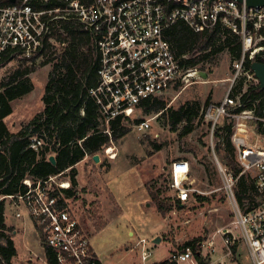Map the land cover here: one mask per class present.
Here are the masks:
<instances>
[{"label": "built area", "instance_id": "1", "mask_svg": "<svg viewBox=\"0 0 264 264\" xmlns=\"http://www.w3.org/2000/svg\"><path fill=\"white\" fill-rule=\"evenodd\" d=\"M63 20L77 21L94 38L100 56V84L91 94L100 105L106 124L118 115L131 117L141 101L158 96L177 83H189L191 78L204 79L198 74L204 69L186 67L172 49L167 31L179 21L196 32L212 31L222 25L240 37L242 54L233 60L227 92L221 101L208 104L204 111L212 135L224 119L232 122L231 140L240 171L234 175L217 155L216 165L223 179L221 188L232 206L233 220L230 226L218 230L227 251L217 255V242L209 238L200 243L198 254L203 264H225L224 257L233 253L232 245L242 242L253 264H264V133L258 126L260 121L264 127V115L255 108H245L246 102L242 99L249 87H260L252 63L264 62V4L248 7L245 0H0V59L9 53L27 59L34 56L44 59L50 46L60 49L65 45L55 39ZM239 85L242 89L235 94ZM134 127L138 132L145 131L149 119ZM43 143V137L31 138L34 149ZM104 151L111 159L117 156L114 142ZM68 172L66 169L36 181L26 177L24 191L1 195L0 200H10L18 219L29 217L58 264H95L97 256L90 233L71 201L81 194L78 191L69 196L66 192L71 188L70 177H63ZM170 173L174 199L185 205L195 192L200 193L193 186L187 159L174 160ZM242 175L254 180L253 201L247 198L241 202L237 197ZM26 229L25 226L27 232ZM138 244L141 259L146 262L152 255L149 241L141 238ZM195 252L191 246L176 249L167 260L176 264L187 260L199 264ZM35 259L40 264H48L45 250L42 255L36 253ZM0 264H13L12 260L5 259L1 247Z\"/></svg>", "mask_w": 264, "mask_h": 264}, {"label": "rangeland", "instance_id": "2", "mask_svg": "<svg viewBox=\"0 0 264 264\" xmlns=\"http://www.w3.org/2000/svg\"><path fill=\"white\" fill-rule=\"evenodd\" d=\"M50 57L27 61L18 55L0 67V86L8 82L15 71L25 72L28 69L33 87L29 93L12 102L13 112L4 119L13 134L45 108L43 98L55 61H50ZM232 63L228 49H224L213 61L203 64L204 70H209L207 79L191 78L189 83H181L178 88L173 87L158 95L174 109L186 102L201 103L200 113L188 133L182 134L186 122L173 130L166 117L159 116V113L148 114L137 107L131 118L149 119V127L145 131L138 132L135 124L129 123L130 132L114 141L116 158L111 159L102 151L100 162L96 163L88 157L76 166V189L81 195L71 198V201L77 216L92 234L95 225L98 229L100 224L106 223L102 207L112 200V194L118 203V212L109 219L106 228L91 235L93 248L104 264H157L197 237H202L203 241L213 238L217 242V255L227 251L218 230L230 226L233 210L226 191L221 188L223 179L216 165V155L222 162V152L216 150L219 140L212 135L204 111L209 98L210 103H218L226 94ZM155 143L161 146L159 150L155 149ZM180 158L190 162L193 186L207 196V200L199 201L194 195L182 207L174 205L170 167L174 160ZM63 177L68 178L69 174ZM159 187L162 190L158 196L164 205L163 211L158 210L149 193H157ZM91 201L93 206L88 204ZM5 204L6 223L14 227V232L9 230L7 234L17 249L12 258L13 264H40L35 254H43L44 244L37 230L27 215L21 220L15 216L16 208L9 199H5ZM234 231L240 234L238 229ZM157 237L160 240L155 242ZM141 238L149 241L152 251L146 262L141 259L138 244ZM224 259L225 264H253L242 242L236 252ZM192 262L187 260L181 264Z\"/></svg>", "mask_w": 264, "mask_h": 264}, {"label": "trees", "instance_id": "3", "mask_svg": "<svg viewBox=\"0 0 264 264\" xmlns=\"http://www.w3.org/2000/svg\"><path fill=\"white\" fill-rule=\"evenodd\" d=\"M60 27L55 34V39L65 45L60 49L50 46L48 50L47 57L52 56L49 60L55 61L52 63V72L43 98L45 108L43 112L36 114L23 129L14 134L9 131L4 119L13 112L12 102L33 89L28 77L29 70L15 71L8 82L0 86V196L14 195L24 191L26 186L23 180L26 177L36 181L66 169H69L67 174L71 179V188L66 192L69 196L76 195L78 192L76 166L88 157L95 162L93 158L95 154L100 155L112 142L118 141L130 132L129 123L137 124L141 121V119L118 115L106 124L105 119L101 117L100 105L91 94V90L96 89L100 84L98 73L100 56L94 38L75 20H63ZM167 36L176 57L188 68L205 69L203 64L213 61L224 49H228L232 60L240 58L242 54L240 37L222 25H217L212 31L196 32L184 22L179 21L168 29ZM14 58L16 55L12 53L5 55L0 59V67ZM24 59L35 61L38 60V56ZM179 86L181 83H177L174 88ZM241 89L242 85H239V90L235 94ZM242 99L246 102L245 108H255L259 114L264 115V88L249 87ZM253 101L255 104L252 103ZM206 104H210V98ZM138 107L148 114L159 113V116L166 117L173 130L186 122L182 130V134H186L191 131L193 122L200 113L201 103L186 102L174 109L168 106L165 99L152 96L141 101ZM258 126L264 133V127L260 121ZM106 129H109L110 133L105 132ZM232 133V122L224 119L215 129L214 137L219 140L216 150L222 152V164L234 175H238L240 168L231 140ZM35 135L44 138L43 145L38 149L31 147V138ZM154 146L157 150L161 148L156 143ZM51 155L55 156V164L49 160ZM161 192V187L157 189L158 194L151 192L159 211L164 209L158 196ZM236 193L241 202L247 198L253 201L255 193L253 178L242 175L239 178ZM194 195L199 201L208 199L200 193H194ZM174 205L182 207L181 201L177 199H174ZM5 211L4 198L0 200V239H4L5 243L0 244V247L5 259L11 262L17 254V249L14 241L7 234L9 230L14 232V227L7 225ZM202 241V237L194 238L180 246V249L193 247L196 250V259L199 264H203L198 254ZM237 246L238 243L232 245L233 252L237 251ZM44 250L48 264H58L55 254L45 244ZM95 264L102 263L96 259ZM157 264L176 263L165 259Z\"/></svg>", "mask_w": 264, "mask_h": 264}, {"label": "water", "instance_id": "4", "mask_svg": "<svg viewBox=\"0 0 264 264\" xmlns=\"http://www.w3.org/2000/svg\"><path fill=\"white\" fill-rule=\"evenodd\" d=\"M239 2H243L244 0H237ZM246 4L248 7H259L261 5L264 4V0H245ZM252 69L254 70L256 76L259 78L260 81V87L264 88V62H259V61H254L252 63ZM198 74L203 77L204 79H207L209 77V73L208 71L205 70H201L198 71ZM95 162H100V155L99 154H95L93 156ZM49 160L55 164L56 163V159L54 155H51L49 157ZM181 205L183 206V204L181 203ZM160 239L157 237L155 238V242H158Z\"/></svg>", "mask_w": 264, "mask_h": 264}, {"label": "crops", "instance_id": "5", "mask_svg": "<svg viewBox=\"0 0 264 264\" xmlns=\"http://www.w3.org/2000/svg\"><path fill=\"white\" fill-rule=\"evenodd\" d=\"M85 159H87V158H85ZM85 159H84V160H85ZM96 163H97V162H96ZM112 165H113V164H112ZM112 168H113V166H112ZM110 191H111V189H110ZM111 193H112V191H111ZM149 193H150V196H151V192H150V191H149ZM111 199H112V200L108 201V203H106L105 206L102 207L103 214H104V219L106 220V223H104V224H100L101 226H99L98 229H97L96 225H95V226L93 225L94 228H95V231H94L93 234H92V231L90 230V228H88V227L83 223V224L86 226L88 232L90 233V236H91V235L93 236L95 233H100L101 231H103V230L106 228V225H107L109 219H111V218L114 216V213H117V212H118V203H117V201L114 199V195H113V194H112ZM151 200H152V199H151ZM102 203H103V202H102ZM88 204L93 206V201L89 202ZM88 211H89V210H88ZM95 213H96L95 211L92 213L93 216H94ZM133 233H134V232H132V234H133ZM95 253H96V252H95ZM96 256H97V254H96ZM97 259H99V260L101 261V263L104 264V262H103L98 256H97Z\"/></svg>", "mask_w": 264, "mask_h": 264}]
</instances>
